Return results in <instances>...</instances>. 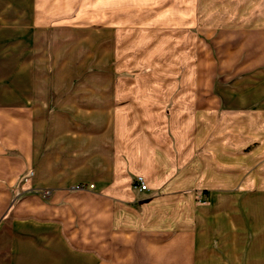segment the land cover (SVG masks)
Returning a JSON list of instances; mask_svg holds the SVG:
<instances>
[{"label": "crops", "instance_id": "obj_1", "mask_svg": "<svg viewBox=\"0 0 264 264\" xmlns=\"http://www.w3.org/2000/svg\"><path fill=\"white\" fill-rule=\"evenodd\" d=\"M66 2L0 0V36L14 35L7 24L23 22L26 5L35 20H57ZM258 73L240 94L183 87L174 124L166 82L61 80L68 88L33 107L28 128L18 124L7 144L18 156L0 157V264H264V127L256 144L233 143L214 119L201 140L183 119L264 117Z\"/></svg>", "mask_w": 264, "mask_h": 264}, {"label": "rangeland", "instance_id": "obj_2", "mask_svg": "<svg viewBox=\"0 0 264 264\" xmlns=\"http://www.w3.org/2000/svg\"><path fill=\"white\" fill-rule=\"evenodd\" d=\"M66 1L67 11L57 20H35L26 5L25 20L7 24L14 35L0 36V157L18 156L7 147L18 124L28 128L33 107L47 100L48 93L68 88L62 81L73 79L72 89L87 78L166 82L175 90L163 109L174 124L171 110L183 87L189 94L199 86L202 96L217 92L220 85L241 93L264 69V0ZM185 98L187 108L191 101ZM222 114L183 119L201 140L214 119L217 126L227 125V141L260 140L257 131H263L264 117L235 109ZM217 136L225 139L223 132Z\"/></svg>", "mask_w": 264, "mask_h": 264}, {"label": "built area", "instance_id": "obj_3", "mask_svg": "<svg viewBox=\"0 0 264 264\" xmlns=\"http://www.w3.org/2000/svg\"><path fill=\"white\" fill-rule=\"evenodd\" d=\"M136 186L140 189V190H147L148 189V185L145 181V179L142 176H139L137 178V182H136ZM78 188H83V185H78ZM90 188H94L95 185L94 184H90L89 185ZM43 196L44 197H48L49 196V190H44L43 191Z\"/></svg>", "mask_w": 264, "mask_h": 264}]
</instances>
